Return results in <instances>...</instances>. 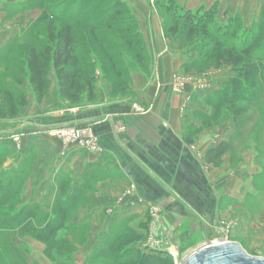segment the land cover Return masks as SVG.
<instances>
[{"label":"crops","instance_id":"1","mask_svg":"<svg viewBox=\"0 0 264 264\" xmlns=\"http://www.w3.org/2000/svg\"><path fill=\"white\" fill-rule=\"evenodd\" d=\"M119 1L136 22L133 31L140 43L129 45L104 28L102 34L116 67L128 81L129 92L114 90V74L102 70L96 77L93 101L74 105L62 97L53 70L41 99L27 77L17 82L16 77L6 76L4 83L17 86L26 103L16 107L13 117L0 119V134L27 135L19 149L1 143L9 150L5 170L25 173L22 191L37 196L33 202L41 210L53 195L65 192L69 196L94 180L92 193L102 196L103 222L116 225L133 213L138 214L133 223H153L148 211L158 204L162 227H188V213H192L199 220L202 240L227 229L231 240L250 254H264V169L254 160L264 157V149L242 150V161L237 164L229 161L233 156L229 151L213 164L206 162L207 151L221 141L229 142L233 125L202 128L196 137L187 138L188 126H201L193 118L194 111H210L204 97L232 76L229 67L211 68L192 77L186 66L198 53L166 35L170 19L158 6L160 0ZM177 1L191 11L215 6L217 19H239L249 36L264 31V0ZM42 11L39 0H0V73L3 61L11 70L18 62L12 58L22 39L42 30V23L34 25ZM123 51L129 52L128 57ZM191 77L211 84L190 85ZM176 81H184L182 90H174ZM4 85L0 84L2 89ZM62 124L89 126L98 149L75 142L63 149L59 139L46 133Z\"/></svg>","mask_w":264,"mask_h":264},{"label":"rangeland","instance_id":"2","mask_svg":"<svg viewBox=\"0 0 264 264\" xmlns=\"http://www.w3.org/2000/svg\"><path fill=\"white\" fill-rule=\"evenodd\" d=\"M64 1L66 0H42L41 3H43L42 6L44 9L47 6H51V8H54L56 13L60 14L68 8L65 4H63ZM113 1L115 0H105L104 2H102V0H84V4L81 8H69L66 10L70 13L75 12L77 9L81 10L87 7H90L87 11L92 10L87 16L81 15L79 19L71 20V22L81 31L79 41L87 40L84 33L87 31L85 27L88 22L99 23V25H101L97 32L99 38H102V11L105 8L112 9L114 5ZM74 14L75 13H73V15ZM128 19L127 15H122L115 19V23L118 24L123 20ZM108 20L112 22L114 19ZM219 21H221V24L226 25V21L224 19H219ZM237 23V20H233L230 23V26L238 27ZM54 24L55 26H58L59 23L58 21H55ZM46 25L47 21H44V23L41 24L42 30L44 29L45 31ZM238 31L239 33L236 38L228 41V43H231L236 47L239 46L241 41L249 42V39L252 38V36H247V41L245 40L243 30L239 29ZM33 35L34 34L28 33L22 39V42L19 43L17 48H15L16 53L12 59L14 61L23 60V62H17L18 64L15 63L12 70L10 69L8 62H2L4 66H2L3 71L0 73V84H5L4 82H6V76H13L17 78V69L19 65H25L27 56V51L23 52V48H25V46L28 48L30 47L29 45L38 48L39 46L42 47V44L37 43ZM123 38L124 37H122V39ZM112 42H114V40H112ZM202 42L205 44L206 41L204 42L202 39ZM84 50L87 51L89 60H96L95 63L97 67L94 73L95 78L102 73V70L103 72H109V68L107 66H102V61L101 63L99 61L97 62V60L102 59L103 55L101 50L96 47L95 40H92L90 45L89 43H86ZM128 53V51H123V55L126 57H128ZM254 55L264 56V39L261 41L259 48L255 50ZM191 70L193 77L194 75H199L210 69H204L201 71L197 69ZM192 77L191 79L189 78L190 85L192 84L193 86L204 88L206 85L211 84L208 80L198 82L199 80L195 78L192 79ZM183 82H181V84L179 81H176L173 84L174 90H182L184 88ZM176 83L177 88H175ZM250 84L251 83H248L247 86ZM249 87L250 86H248V91L241 93L234 103L224 106L221 110L220 118L209 124V126L202 125L205 117L201 114H209L212 106L204 102L206 107H210V111L208 113H204L200 110L194 111L193 118L196 119V122L200 123L201 126L199 128L192 126V124L188 126L187 138L192 139L196 137L202 128L219 126L223 129L226 128L227 125L232 124L234 132L230 137L229 142L232 144L231 152H233V156L229 160L230 162H235L236 164L241 162L242 150L255 149V151L258 152L259 150L264 149V74L257 82H253L254 89H259L261 96L256 99L253 104L250 103L251 99L248 97L252 96L251 92L254 89ZM209 88L210 87H208V90ZM0 98V107H2L4 103V91L1 86ZM56 127H59V125L54 126L53 128ZM20 133L22 132H3L0 136L12 134L17 135ZM8 153L9 150L7 147L1 145L0 143V173L2 176L5 173H11V171L5 170L7 165H4V159L6 155H9ZM254 160L256 164L260 163L264 169V157H255ZM11 174L13 178L16 176L15 173ZM4 178L6 179V177L3 176V179ZM24 182L25 178L23 181L19 182V186H16L9 192H6L0 201V264H114L112 260L113 255L133 256L134 254L136 258L137 253L140 254V252L151 254V252L154 251L150 245L156 238H167L173 242L177 248L178 260L177 262L175 260H170L168 264H179L188 253L204 242V238L202 240L199 228V220L195 218L192 213H188V227H183L180 230L177 226L168 229L158 225L161 217L163 216L162 209L158 204L151 205L148 211L149 217H151L154 221L153 223L148 224L146 222H137L138 224H135L133 222H136L138 214L133 213L123 216L121 221H119L116 225L115 223L111 225V223L103 222L102 196L92 193V183L94 180L86 181V184L90 183L89 185H86L85 183L81 185L83 190L77 200L73 201L71 196H68L65 192L62 194H55L51 197V201L48 202V205H46V207L42 210L37 202H33L37 196L25 195V192H23ZM176 202L179 205L177 200ZM29 206L34 208L35 216L29 225H25V223L21 221L22 214L20 210H25L24 208H28ZM56 209L63 210V227L54 234L52 239L48 241H40L36 239L34 237V231L36 229H40L45 222H58L62 214L60 212L58 213ZM131 224H135V227ZM117 226H120L122 230H126L128 228V231L125 232H127L129 236L128 238L119 241L114 250L107 252L106 256L102 257V252H105V250L109 247V242L111 241ZM223 231L226 233H223L222 230L219 229L218 231H214L205 237L211 241H232L229 233H227L228 230L224 229ZM242 248L244 249L243 246ZM245 251L248 254L251 253L247 250ZM159 253L160 252L157 251V253L155 252L152 254L156 257L162 255V257L159 258H167L162 253ZM263 255L264 254L253 256L264 257Z\"/></svg>","mask_w":264,"mask_h":264},{"label":"trees","instance_id":"3","mask_svg":"<svg viewBox=\"0 0 264 264\" xmlns=\"http://www.w3.org/2000/svg\"><path fill=\"white\" fill-rule=\"evenodd\" d=\"M104 1L102 0V2ZM39 2L43 5L42 0H39ZM113 3L112 9L105 8L102 11V28L114 31L121 39L124 37L122 40L129 45L139 44V36L135 30L133 31L136 26L135 20L128 14L127 8L119 0H115ZM63 4L68 7L67 9H79L84 4V0H66ZM158 4L170 19V25L165 29L166 35L177 40L179 45L185 47L187 51L198 53V58L186 66L187 69L201 71L226 66L229 67L232 73V76L225 80L218 89L204 97V101L211 105L212 109L207 115L201 114L205 117L202 125L209 126V124L220 118L224 106L234 103L241 93L248 91V86L254 89L253 82H257L264 74V56L254 55L255 50L259 48L261 41L264 39V31L260 29L249 39V42L241 41L239 46L236 47L228 41L236 38L239 29L243 30L245 40L248 41L247 36H249L248 31L243 29L239 19L229 18L226 25H224L216 18L217 9L215 6L191 11L184 9L177 0H160ZM78 9L73 12L74 15L66 10L58 14L54 8L47 6L45 9L43 8L40 17L34 22V25L37 26L47 21L45 31L44 29L42 31L37 30L33 35L37 43L42 44V47L36 49L34 46L29 45V48L26 46L23 48V52L27 51L26 61L24 66L19 65L15 81L18 82L23 77H27L38 99L46 94L50 85V72L53 70L63 98L74 105H82L84 101H93L96 60H89L87 51L84 50L85 44L89 43L90 45L92 40H95L96 47L101 50L103 55L102 59L97 60V62L101 63L102 61V66H107L115 76V81L112 83L113 89H119L125 93L129 90L128 81L116 67L114 57L106 45L107 41L104 40V35L102 34V38L98 36L97 31L101 27L99 23L88 22L85 27L87 31L84 33L87 40L79 41L81 31L71 20H77L81 15L87 16L92 10L87 11L90 7ZM122 15H127L129 19L116 24L115 19ZM162 16L165 15L162 13ZM108 19L114 20L111 22ZM233 20L238 21V27L230 26ZM55 21H58V26H55ZM202 39L204 42H208L204 44ZM18 62L21 63L23 60ZM248 83L251 84L247 86ZM3 91L4 103L0 107V119L13 117L17 110L16 107L26 103L24 93L17 86L5 83ZM251 95L248 97L251 99V104L261 97L259 89L252 90ZM231 150L232 144L230 142L221 141L214 148L207 151L206 162L216 164L224 153ZM11 173L3 174L6 177L5 180L0 173V201L6 192L19 186V182L25 178V173L22 171L16 170L14 178ZM82 190L81 187L69 196L75 201L81 195ZM24 209L20 210L22 214L21 221L25 225H29L35 216V210L30 206ZM56 210L62 214L58 222H45L40 229L34 231L36 239L48 241L63 227V210ZM127 229L122 230L120 226H117L109 242V247L105 252H102V257L106 256L107 252L114 250L119 241L128 238L129 235L125 232L128 231ZM152 253L155 252H151V254L140 252V254L137 253L136 258L134 254L133 256L113 255L112 260L114 264H168L172 260L165 253L162 254L167 258H159L162 255L156 257Z\"/></svg>","mask_w":264,"mask_h":264},{"label":"built area","instance_id":"4","mask_svg":"<svg viewBox=\"0 0 264 264\" xmlns=\"http://www.w3.org/2000/svg\"><path fill=\"white\" fill-rule=\"evenodd\" d=\"M181 83V82H180ZM182 84V83H181ZM177 88V83L175 84ZM179 89V88H178ZM135 111H140V108L136 105L133 106ZM53 128V127H52ZM49 128L46 133L59 139L62 148L64 149L70 143H78L90 150H97L98 147L95 142V137L89 132V126L81 125H59L56 128ZM27 135V133H20L17 135H7L0 136V143H12L17 149L21 148L22 139ZM150 247L154 252L165 253L169 255L172 260L177 262L178 253L177 248L173 242L167 238H156L152 241Z\"/></svg>","mask_w":264,"mask_h":264},{"label":"water","instance_id":"5","mask_svg":"<svg viewBox=\"0 0 264 264\" xmlns=\"http://www.w3.org/2000/svg\"><path fill=\"white\" fill-rule=\"evenodd\" d=\"M179 264H264V257L248 254L238 242L204 237V242Z\"/></svg>","mask_w":264,"mask_h":264}]
</instances>
